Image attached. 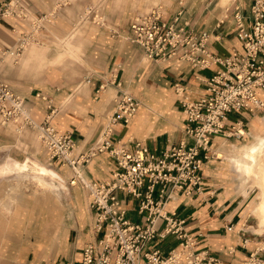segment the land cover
<instances>
[{
	"label": "crops",
	"instance_id": "crops-1",
	"mask_svg": "<svg viewBox=\"0 0 264 264\" xmlns=\"http://www.w3.org/2000/svg\"><path fill=\"white\" fill-rule=\"evenodd\" d=\"M22 1L35 17L48 18L41 22L36 34L39 42L21 54L19 66L13 64L8 59L11 56L4 51L13 48L18 38L30 32L33 25L15 18L0 23V76L16 93L24 96L25 105L28 107L29 104L31 116L37 123L49 119L59 133H72L76 154L88 153L101 138L114 110L116 96L126 91L136 97L141 106L129 123L116 126L112 136L115 142L126 143L130 150H134L139 142L153 153H160L181 141L192 144L193 139L186 132L188 121L182 100L204 96L207 80L222 68L221 64L198 67L177 57L147 59L143 49L132 41V21L143 9L136 6L139 0H112L107 8L89 16L70 0ZM252 2L239 0L236 4L245 16L247 29H251L252 24ZM235 6H229L222 14L214 0H172L170 5H162L159 9L167 22L172 23L179 17L176 25L188 24L197 34L209 32L207 48L224 58L233 50L243 48L233 17ZM96 12L100 22L94 20ZM250 115L252 113L240 111L228 119V125L241 119L245 135L212 136V154L202 170L205 175L203 192L187 194L175 189L165 206L186 219L187 232L198 237V249L208 250L218 258V264H246L259 247L258 238L250 236L244 227V201H238L228 189H222L219 166L213 160V148L218 147L223 138L239 140L247 137ZM0 123L2 126L9 124H3L1 120ZM220 154L218 152V157L223 156ZM37 164L54 170L58 176L40 173ZM29 168L33 172L24 173ZM117 168L116 159L104 151L83 165L82 174L88 180L106 181ZM14 169L59 197L62 188H67L57 170L37 160L10 158L0 167V174ZM118 195L121 206L127 209V217L135 222L144 221L145 216L139 212L136 200L123 191ZM90 201L89 196L84 213L72 210L63 219V226L58 227L54 241L38 247L33 260L27 258L19 263L5 260L1 264H79L85 246L96 237ZM163 225L164 222L159 221L160 229ZM149 245L168 251L178 247V240L170 235L157 238ZM258 255L264 256V252Z\"/></svg>",
	"mask_w": 264,
	"mask_h": 264
},
{
	"label": "built area",
	"instance_id": "built-area-1",
	"mask_svg": "<svg viewBox=\"0 0 264 264\" xmlns=\"http://www.w3.org/2000/svg\"><path fill=\"white\" fill-rule=\"evenodd\" d=\"M92 13H95V6L86 14ZM251 15V29H247L241 7L235 6L233 17L243 48L233 50L224 58L207 48L209 32L197 34L188 24L178 26L179 17L172 23L167 22L159 8L137 14L132 21V41L143 49L147 59L177 57L198 67H209L213 63L222 66L207 80L204 96L182 100L188 121L186 132L193 139L192 144L181 141L160 153L151 152L139 142L130 150L126 143L113 140L116 126L129 123L141 106V102L126 91L116 96L114 110L101 138L88 153L76 154L72 133H59L49 119L37 123L25 105V98L0 76L1 122L38 129L50 163L71 168L74 172L71 183L79 181L91 197L96 237L85 246L79 264H218V258L208 250L198 249V237L187 232L186 219L165 206L175 189L187 194L203 192L205 175L202 170L212 154L214 134L227 137L246 134L241 119L228 125L231 114L240 111L255 114L264 110V0H253ZM93 17L100 22L98 12ZM8 18L33 25L30 32L18 38L13 48L4 51L17 60L39 33L41 22L48 17H35L22 0H5L0 2V23ZM104 151L116 159L118 168L109 180L86 179L82 174L83 165ZM120 191L136 200L139 212L145 216L144 221L135 222L127 217V209L121 206L118 195ZM159 221L164 222L161 229ZM170 235L177 238L178 247L162 251L149 245L157 238ZM261 252H264V241L259 242L246 264H264V256L258 255Z\"/></svg>",
	"mask_w": 264,
	"mask_h": 264
},
{
	"label": "rangeland",
	"instance_id": "rangeland-1",
	"mask_svg": "<svg viewBox=\"0 0 264 264\" xmlns=\"http://www.w3.org/2000/svg\"><path fill=\"white\" fill-rule=\"evenodd\" d=\"M111 1L70 0L69 2L77 4L79 11H89L91 6H95V11H102L109 6ZM171 2L172 0H139L136 6L143 7L140 10L142 14L155 7L170 5ZM238 2L239 0L234 2L233 0H214L222 14H225L229 6L233 7ZM37 42L39 39L36 36L29 41L24 51L32 45L35 46ZM22 57L23 55L17 60L12 57L8 59L19 66ZM33 70H37L36 66ZM27 108L31 112L29 104ZM248 127L249 134L244 139L223 138L219 146L213 148V160H216L219 166V181L222 189H228L233 197L238 201H244V206L246 205L243 220L249 235L257 237L259 241H264L263 217L255 210L258 191L250 193L248 185L242 183L238 175L240 171L238 172L235 167L236 159L233 158L234 155L240 154L247 158L264 159V111L250 115ZM0 138L2 139L0 140V167L10 158L19 161L34 159L57 170L67 186V188H62L59 197L57 193L45 189L30 176L19 174L20 172L16 169L0 174V264L5 260L19 263L27 258L33 260L41 245L53 242L52 239L56 236L58 227L63 226V219L72 210L84 213L89 201V193L79 182L71 183V177L74 175L71 168L61 163H50L38 129L29 125L20 127L11 122L8 126H0ZM218 152L223 156L218 157ZM39 166L53 177L46 169L47 167L40 164ZM32 172L30 168L24 173L31 174Z\"/></svg>",
	"mask_w": 264,
	"mask_h": 264
},
{
	"label": "bare ground",
	"instance_id": "bare-ground-1",
	"mask_svg": "<svg viewBox=\"0 0 264 264\" xmlns=\"http://www.w3.org/2000/svg\"><path fill=\"white\" fill-rule=\"evenodd\" d=\"M237 148L240 149L242 147H237ZM233 158L236 159L235 160V167H236L237 171L238 170L240 171V174H238V175L240 176L239 178L241 179L242 183H245L248 185L250 193H254L255 191H258V194L256 197V200L257 199L258 200L256 201L255 210L258 213H260V215L263 217V221H264V159L260 158L257 160L254 157L247 158L246 156L240 155V154L234 155ZM30 167H32V166H30ZM37 167L40 170V173L48 175L47 172L42 170L38 164H37ZM46 169L52 175H54L56 177L58 176L57 172H55L54 170L49 169V168H46ZM77 169H79V168H77Z\"/></svg>",
	"mask_w": 264,
	"mask_h": 264
}]
</instances>
